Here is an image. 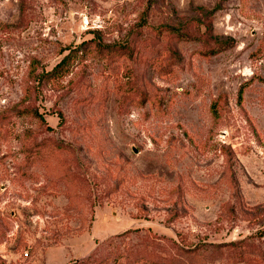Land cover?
<instances>
[{"label":"rangeland","instance_id":"1","mask_svg":"<svg viewBox=\"0 0 264 264\" xmlns=\"http://www.w3.org/2000/svg\"><path fill=\"white\" fill-rule=\"evenodd\" d=\"M0 264H264V0H0Z\"/></svg>","mask_w":264,"mask_h":264},{"label":"trees","instance_id":"2","mask_svg":"<svg viewBox=\"0 0 264 264\" xmlns=\"http://www.w3.org/2000/svg\"><path fill=\"white\" fill-rule=\"evenodd\" d=\"M217 49H218V48H216V49L214 50V52L218 51ZM58 65H59V64H57L56 66H58Z\"/></svg>","mask_w":264,"mask_h":264},{"label":"built area","instance_id":"3","mask_svg":"<svg viewBox=\"0 0 264 264\" xmlns=\"http://www.w3.org/2000/svg\"><path fill=\"white\" fill-rule=\"evenodd\" d=\"M87 24V22H85Z\"/></svg>","mask_w":264,"mask_h":264}]
</instances>
